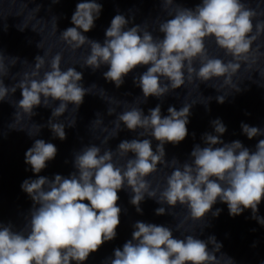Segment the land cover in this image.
<instances>
[{"label":"clouds","instance_id":"clouds-1","mask_svg":"<svg viewBox=\"0 0 264 264\" xmlns=\"http://www.w3.org/2000/svg\"><path fill=\"white\" fill-rule=\"evenodd\" d=\"M161 5L169 17L157 18L156 31L162 35H154L146 23L129 26L130 20L117 14L101 43L84 33L95 26L102 5L96 0L77 3L71 17L74 26L61 32L60 39L72 51L88 46L81 67L95 72L107 66L102 73L104 80L119 89L126 76L146 66V71L133 77V84L142 91L133 106L118 114L115 108L107 109L108 116L116 117L112 129L104 125L99 113L91 126L102 125L99 130L107 133L102 144H108L124 128L137 136L122 140L115 150L85 145L74 153L75 171L67 177L55 174L51 179L39 173L56 157L58 149L51 142L35 139L25 153V163L37 178L25 179L21 184L32 207L19 230L11 222H0V264H84L91 253L116 237L122 211L118 206L121 190H130L129 202L140 214V205L147 197L161 205L155 209L157 216L172 215L168 209L177 205L186 208L187 215L175 227L181 232L179 237L174 236L172 227L136 221L131 239L122 248L114 249L106 264H223L221 256H227H217L222 244L214 235L201 239L195 229L181 231L189 220L204 221L209 213L219 216L221 209L213 211L217 201L226 204L233 217L251 210V218L264 226V217L258 215L264 201V139L258 141L254 151L239 140L225 142L221 137L227 128L217 118L211 121L214 133L202 135L203 146L195 144L187 161L181 163L175 157L167 160L164 146L179 144L188 136L187 125L195 103L184 104L179 110L169 106L167 115L162 113L161 104L147 114L140 107L149 97L162 100L196 81L208 83L223 78V85L230 91L216 97L221 104L232 92H240L233 77L242 62L249 61L254 42L264 36V8L252 7L246 0H200L194 8L176 0H161ZM209 39H214L231 59L226 62L210 56L206 47ZM260 47L257 44L255 51ZM62 58L57 53L46 62L44 56L37 55L33 70L6 86L4 77L9 75V65L0 52V101L9 99L17 89L21 94L19 101H10L16 108L14 122L25 117L31 120L37 107L50 108L46 126L60 140L66 139V128L75 127L76 118L67 124L59 118L68 112L69 105L76 113L84 97L96 87L93 84L85 88L83 73L75 67L62 70ZM16 63L17 58H11V66ZM46 64L47 70L41 75ZM210 100L208 97L204 103L206 108ZM53 102L59 103L53 106ZM34 127L39 134L45 125ZM241 129L248 139L264 136V130L246 123L241 124ZM28 135L34 136L31 132ZM153 139L158 142L155 149ZM160 166L172 171L165 176L163 186H153L148 177ZM227 260L234 264L230 257Z\"/></svg>","mask_w":264,"mask_h":264}]
</instances>
